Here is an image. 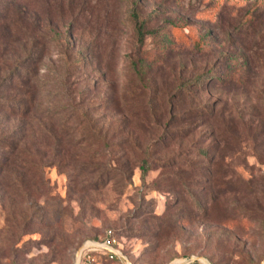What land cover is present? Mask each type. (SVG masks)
I'll list each match as a JSON object with an SVG mask.
<instances>
[{
	"label": "rangeland",
	"instance_id": "374dc122",
	"mask_svg": "<svg viewBox=\"0 0 264 264\" xmlns=\"http://www.w3.org/2000/svg\"><path fill=\"white\" fill-rule=\"evenodd\" d=\"M127 1H16L48 38L36 67L17 72L35 74L37 112L65 110L78 144L76 161L43 170L48 196L0 190V264H75L108 231L130 264H263L264 0H139L158 32L142 48ZM138 59L155 63L146 78L130 65ZM207 72L179 103L175 88ZM81 116L95 128L75 131ZM39 122L0 114V135L17 128L24 148Z\"/></svg>",
	"mask_w": 264,
	"mask_h": 264
},
{
	"label": "trees",
	"instance_id": "16d2710c",
	"mask_svg": "<svg viewBox=\"0 0 264 264\" xmlns=\"http://www.w3.org/2000/svg\"><path fill=\"white\" fill-rule=\"evenodd\" d=\"M16 1L0 0V114L7 119L19 118L27 120L35 117V119L45 122L37 123L41 125L39 128L35 126L38 138H31L30 142L27 143L28 145H25L26 147L24 148L21 147L22 141L13 135L17 133V128L11 131V135H0V190L5 188L12 191H20L23 198L36 203V200L38 201L41 197L48 196L50 191L47 189L48 182L43 177V170L48 167H58L61 161H66L65 163L76 161L77 151L74 147L78 143L71 140L73 134L70 129L66 128L65 119L67 116H63L65 115V110H58L43 117L44 113L39 114L37 112L39 109L40 97L38 90L40 87L37 80L33 78L35 74L28 76L29 73L22 74V72H17L22 64L24 67L28 66V61H30V66L36 67V60L39 58L35 60L34 55L37 52H43L48 38L42 31V25H38V23L35 25L32 18L34 13L23 11V8L17 6ZM123 15L132 26L133 35L139 48H142L147 37L158 33L156 30L147 28L148 20L142 19L139 12V0H128ZM251 19L253 20V16ZM252 20L249 21L248 26L252 25ZM165 24L168 27L174 26L168 21ZM38 35H40V39H43V48L42 46L37 47L40 42H35ZM9 48H21V55L24 56L23 61L8 59ZM172 50V47H165L161 54L158 55L157 60L164 62ZM130 65L134 73L141 78H146L153 72L155 63L152 60L138 59L131 62ZM65 77L63 83H66ZM210 78V72H207L192 80L182 81L175 88L176 98L179 103L185 100L186 94H189V88H199L203 82L209 81ZM81 119L76 124L75 131L80 127L87 128L90 131L95 128L92 119H88L85 116H81ZM84 123L86 124L84 125ZM32 131L34 134L35 131ZM91 136L101 138L100 131H96V135L93 134ZM133 146L136 147L135 144ZM200 153H202L203 158L207 157L206 150H202ZM138 169L140 177L143 179L148 170L145 159L141 160ZM180 186L185 189L186 194L189 196L184 184H180ZM189 199L198 208L194 198L189 196ZM27 217L24 223L29 224L35 218V214ZM108 232L109 237L115 240L114 233L112 231ZM105 237L106 234L99 242H102ZM117 248L123 256H126L122 252L119 243ZM89 254L93 258L98 257L109 262L123 264L115 257L109 259L107 255H97L95 251L89 252ZM92 264H95V259ZM194 264H197V262H194Z\"/></svg>",
	"mask_w": 264,
	"mask_h": 264
},
{
	"label": "built area",
	"instance_id": "2783aa9c",
	"mask_svg": "<svg viewBox=\"0 0 264 264\" xmlns=\"http://www.w3.org/2000/svg\"><path fill=\"white\" fill-rule=\"evenodd\" d=\"M96 244H99L100 247H89L81 251V253L78 255L77 264H92L94 262V258L89 254V252L92 251H95L102 255H107L109 259L115 257L123 264H126V262L122 258L118 257L117 253L121 254L120 250L117 248L118 243H116L114 239L109 237V232L106 233V237L102 242Z\"/></svg>",
	"mask_w": 264,
	"mask_h": 264
},
{
	"label": "water",
	"instance_id": "95a60500",
	"mask_svg": "<svg viewBox=\"0 0 264 264\" xmlns=\"http://www.w3.org/2000/svg\"><path fill=\"white\" fill-rule=\"evenodd\" d=\"M89 247H100V246H99V244H96V243L86 244V245L80 250L79 254L81 253L82 250L87 249V248H89ZM79 254H78V255H79ZM78 255H77V259H78ZM117 255H118L119 258H122V259L126 262V264H130L129 261H128L123 255H121V254H119V253H117ZM77 259H76V263H75V264H77ZM192 260H194V258H193ZM198 260H199V259H198ZM199 261H200L202 264H207V263H206L204 260H202V259H200ZM188 262H189V261L186 260V261L182 262V264H187ZM263 263H264V262H263Z\"/></svg>",
	"mask_w": 264,
	"mask_h": 264
},
{
	"label": "bare ground",
	"instance_id": "6f19581e",
	"mask_svg": "<svg viewBox=\"0 0 264 264\" xmlns=\"http://www.w3.org/2000/svg\"><path fill=\"white\" fill-rule=\"evenodd\" d=\"M264 264V263H263Z\"/></svg>",
	"mask_w": 264,
	"mask_h": 264
}]
</instances>
